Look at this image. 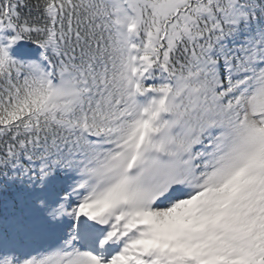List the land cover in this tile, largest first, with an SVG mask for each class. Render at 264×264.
<instances>
[{"label":"snow or ice","instance_id":"6c2138e0","mask_svg":"<svg viewBox=\"0 0 264 264\" xmlns=\"http://www.w3.org/2000/svg\"><path fill=\"white\" fill-rule=\"evenodd\" d=\"M0 264H264V0H0Z\"/></svg>","mask_w":264,"mask_h":264}]
</instances>
